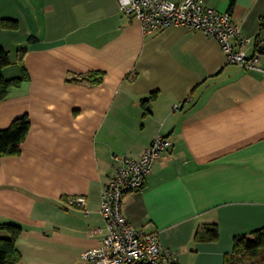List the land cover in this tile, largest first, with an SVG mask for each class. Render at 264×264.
Here are the masks:
<instances>
[{
    "label": "crops",
    "instance_id": "crops-1",
    "mask_svg": "<svg viewBox=\"0 0 264 264\" xmlns=\"http://www.w3.org/2000/svg\"><path fill=\"white\" fill-rule=\"evenodd\" d=\"M201 1L231 14L263 71L228 64L202 32L145 35L118 0H0L3 77L27 75L0 102V131L29 122L19 154L0 157V226L20 229L17 264H84L105 236L115 159L139 158L158 135L172 150L122 213L149 223L174 264H224L235 237L264 228V0ZM78 196L85 205L70 207ZM212 225L217 240H195Z\"/></svg>",
    "mask_w": 264,
    "mask_h": 264
},
{
    "label": "built area",
    "instance_id": "built-area-1",
    "mask_svg": "<svg viewBox=\"0 0 264 264\" xmlns=\"http://www.w3.org/2000/svg\"><path fill=\"white\" fill-rule=\"evenodd\" d=\"M120 12L136 20L145 35L180 26L216 40L228 64L248 71H263L257 56H248L251 39L241 35L231 14L206 7L201 0H118ZM172 150L169 138L158 135L137 158H116L114 174L103 185L99 213L105 236L97 249L82 255L84 264H172L174 254L163 250L158 232L149 223L134 227L123 216L125 195L144 186L155 162ZM70 207H83L84 197L67 200Z\"/></svg>",
    "mask_w": 264,
    "mask_h": 264
},
{
    "label": "trees",
    "instance_id": "trees-1",
    "mask_svg": "<svg viewBox=\"0 0 264 264\" xmlns=\"http://www.w3.org/2000/svg\"><path fill=\"white\" fill-rule=\"evenodd\" d=\"M235 0H230L229 9L232 10ZM264 22V18H263ZM3 28H15L16 25L10 20L2 21ZM20 57L23 52L20 51ZM9 65L8 53L0 47V102L4 100L10 88L18 87L27 81L24 70L18 78L5 79L3 69ZM22 69H24L22 67ZM89 82L97 83L100 79L95 75H89ZM29 131V122L26 117L14 121L11 126L0 131V157L14 156L19 154L21 143L24 141ZM5 230L8 238H0V264H17L20 261V254L15 247L17 236L20 229L12 226H0ZM218 238L216 225L205 227L202 231L195 234L197 241H215ZM264 264V228L254 231L249 237H235L233 240V252L226 255L224 264ZM174 264V263H172Z\"/></svg>",
    "mask_w": 264,
    "mask_h": 264
},
{
    "label": "water",
    "instance_id": "water-1",
    "mask_svg": "<svg viewBox=\"0 0 264 264\" xmlns=\"http://www.w3.org/2000/svg\"><path fill=\"white\" fill-rule=\"evenodd\" d=\"M261 50H262V47L261 46L258 47V52H261Z\"/></svg>",
    "mask_w": 264,
    "mask_h": 264
},
{
    "label": "rangeland",
    "instance_id": "rangeland-1",
    "mask_svg": "<svg viewBox=\"0 0 264 264\" xmlns=\"http://www.w3.org/2000/svg\"><path fill=\"white\" fill-rule=\"evenodd\" d=\"M248 263L247 261L245 262V264Z\"/></svg>",
    "mask_w": 264,
    "mask_h": 264
}]
</instances>
